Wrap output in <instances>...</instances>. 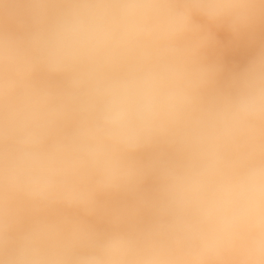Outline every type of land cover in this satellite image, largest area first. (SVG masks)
<instances>
[{
	"label": "clouds",
	"instance_id": "1",
	"mask_svg": "<svg viewBox=\"0 0 264 264\" xmlns=\"http://www.w3.org/2000/svg\"><path fill=\"white\" fill-rule=\"evenodd\" d=\"M261 30L264 0H0V264H264V49L226 87L212 59Z\"/></svg>",
	"mask_w": 264,
	"mask_h": 264
},
{
	"label": "bare ground",
	"instance_id": "2",
	"mask_svg": "<svg viewBox=\"0 0 264 264\" xmlns=\"http://www.w3.org/2000/svg\"><path fill=\"white\" fill-rule=\"evenodd\" d=\"M217 40L221 47L216 50L212 59L219 62L222 72L219 78V85L226 87L231 77L242 71L247 64L264 49V30L258 31L254 37L242 36L232 37L226 31L217 32ZM151 188V185H146ZM99 228H106L107 225L99 220H91Z\"/></svg>",
	"mask_w": 264,
	"mask_h": 264
}]
</instances>
